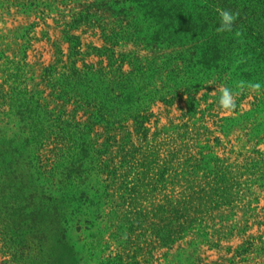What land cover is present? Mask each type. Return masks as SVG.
<instances>
[{"label":"rangeland","instance_id":"374dc122","mask_svg":"<svg viewBox=\"0 0 264 264\" xmlns=\"http://www.w3.org/2000/svg\"><path fill=\"white\" fill-rule=\"evenodd\" d=\"M171 1L183 4L170 11L179 12L182 27L157 36L160 23L147 13L152 0H0V63L26 54L29 88L52 64L59 86L73 61L110 66L112 57L99 49L116 40V56L130 58L123 70L134 68L124 79H135L129 89L141 92L129 98L133 116L91 134L99 143L111 138V176L93 153L67 176L53 164L63 143L45 138L13 103L0 108V264H264V85L233 78L231 61L199 63L194 78L190 61L193 52L201 62L231 59L227 45L236 33L216 31V9L240 21L254 14L250 22L262 27L264 0ZM224 87L232 108L219 103ZM37 88L51 107L63 104L48 96L46 83Z\"/></svg>","mask_w":264,"mask_h":264},{"label":"trees","instance_id":"16d2710c","mask_svg":"<svg viewBox=\"0 0 264 264\" xmlns=\"http://www.w3.org/2000/svg\"><path fill=\"white\" fill-rule=\"evenodd\" d=\"M205 3L208 4L207 1ZM182 5L181 3L180 6ZM176 6L177 3L171 0H152L153 10L147 13L160 23V26L155 31L157 36H161L167 32L176 33L181 29L182 25L178 22L175 23L177 21L176 17H178L177 13L179 12H176L175 16L170 14L171 9H175ZM180 6L176 7V11H178ZM203 6L205 4H199L195 7ZM214 9L211 8L208 14H211ZM183 11L185 10L183 9ZM253 17L254 14L242 16L241 21L237 17L231 31V37L235 33L236 36L233 38L232 43L227 45V54L231 56V59L222 61L225 60L222 57H216L214 60L202 58L201 62L200 58L196 56V52H193V57L190 61L195 69L192 76L199 78L197 75H199L202 69V66H198L199 63L202 64L204 62L203 64H208L210 68L213 65H217L218 67L226 66L227 62L231 61L230 64H235L236 66L233 78L238 76L245 82L253 80V83H262L264 85V25L262 27L253 25L250 22ZM258 18H263L264 20V15L261 13ZM161 22L163 26H161ZM241 22L245 27H241ZM238 30L240 31V35H237ZM118 35L122 34L115 33L113 37H118ZM110 44L111 48L104 46L99 49L101 51L100 55L109 54L112 57L110 66L101 64V68L93 70L87 64L82 68L77 65V61H73L69 68L67 67L65 71L61 72L60 80L62 82L60 86L58 85L59 81L55 78V74L58 73L57 63L43 69L41 75L42 82L36 84V86L38 87L41 83H46L47 86L51 87L52 92L48 96L53 98V101L61 100L63 102V104H57L54 107H51L48 98L43 96L46 92L44 89H38L36 86L29 88L28 84L24 81L23 76L26 74L27 68L30 67L26 54L19 59H16V56L13 58L6 56L3 62L0 63V72L3 75V80L0 82V108L13 103L14 107H18V114L28 118L30 123L36 121L39 123L37 127L42 131V135L45 138L55 135L56 139L60 141L57 143H63V147L57 149L62 152H60V155H56L57 160L53 164H61L63 169L67 170V176L70 175V170L77 167L76 164L81 158L89 156L91 153L99 155L101 165L105 166L103 170H107L108 175H114L112 170H110L112 168L111 165H107V161L105 160L108 158V148L111 146V138L107 139L104 143H99L97 139L91 137V134L97 132V126H105L107 131H112L114 127L110 124H116L128 119L136 111V109H133V107H137L136 104H133V100L130 101L129 98L134 97L136 94L141 95V92L139 89L133 90L129 88L133 87L137 81L135 79L125 81L124 79V76L127 75L128 77L126 78H129L134 73V68L126 73L123 70L124 64L126 61H130V58H126L127 56L124 52H119L118 57L116 56V40ZM165 56L167 57L168 54L166 53ZM212 61L215 62L212 64ZM132 67H135V63L132 64ZM168 69L170 68L166 66L164 70L167 71ZM178 75H174V78L180 77ZM171 81L175 80L171 79ZM188 89L190 88L188 87ZM191 93L193 95L194 91ZM123 95L125 96L126 103H129L126 108H121V105H125V102L123 103L122 100L123 97H121ZM162 97L164 98L165 96ZM190 100H192L190 102H195L194 96H190ZM72 101L76 105L74 110L70 111L66 107ZM259 106H263L264 108V100L260 101ZM129 110H132V113L126 114L130 113ZM2 111L4 110H0V113ZM80 112H83L82 116H80ZM84 116L86 119L82 120L81 118ZM137 116L139 115H136L135 118ZM136 120L146 130L143 121ZM68 128L69 131H67ZM72 141H74L73 146L69 144ZM61 159L69 160L63 164L64 160L61 161ZM215 160L221 163L220 167H230L226 159L215 156ZM215 166H211V169H214ZM104 172L106 173V171ZM181 225H183L182 222L177 223L179 230ZM179 230L174 228L173 232L175 233Z\"/></svg>","mask_w":264,"mask_h":264},{"label":"clouds","instance_id":"9594fccd","mask_svg":"<svg viewBox=\"0 0 264 264\" xmlns=\"http://www.w3.org/2000/svg\"><path fill=\"white\" fill-rule=\"evenodd\" d=\"M218 18H219V26L216 28L217 32H230L232 31L235 21L237 19V13L232 12L229 9L220 8L217 9ZM253 87H259V85H253ZM222 94L219 99V103L224 108H232L235 106L233 95L231 90L227 87H224L222 90Z\"/></svg>","mask_w":264,"mask_h":264}]
</instances>
